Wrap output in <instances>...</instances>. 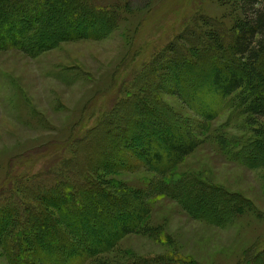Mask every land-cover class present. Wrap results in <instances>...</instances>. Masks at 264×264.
I'll list each match as a JSON object with an SVG mask.
<instances>
[{"label":"rangeland","instance_id":"374dc122","mask_svg":"<svg viewBox=\"0 0 264 264\" xmlns=\"http://www.w3.org/2000/svg\"><path fill=\"white\" fill-rule=\"evenodd\" d=\"M121 2L105 38L62 42L34 56L0 51V190L24 193L23 177L64 161L92 173L112 143H127L129 132L155 140L167 124L191 139V152L165 173L137 159L136 168L102 170L105 189L139 203L146 214L136 231L81 264L165 256L192 264H256L248 255L264 252V116L252 114L249 103L264 85L247 68L243 90L220 101L203 85L192 101L180 89L196 86L166 72L175 63L167 47L185 45V29L200 36L214 26L230 39L239 1ZM258 70H264V57ZM202 99L212 118L201 114ZM137 118L150 120L140 128ZM125 154V160L133 156ZM168 175L175 181L165 186ZM0 264H7L1 248Z\"/></svg>","mask_w":264,"mask_h":264},{"label":"trees","instance_id":"16d2710c","mask_svg":"<svg viewBox=\"0 0 264 264\" xmlns=\"http://www.w3.org/2000/svg\"><path fill=\"white\" fill-rule=\"evenodd\" d=\"M121 1L0 0V51L15 49L34 56L62 42L105 38L120 17ZM238 1L240 17L231 29L230 39L219 34L214 26L200 36L188 28L184 30L185 45L176 41L167 47L168 57L175 59V63L166 66V72L178 83L184 79L185 85L196 86V89H180L192 101L204 93L203 85L208 87L209 95L220 101L243 90L247 68L264 85V70H258L264 57V0ZM181 63L184 68H178ZM202 100L201 114L212 118L213 110ZM249 110L264 116L263 92L253 97ZM148 120L137 118L135 122L143 128ZM157 120L160 122L159 117ZM165 125L156 141L152 136L143 138L140 132L134 135L129 132L126 136L124 129V136L129 137L127 143L122 141L123 147L122 142L112 143L108 154L96 161L101 171L95 169L90 173L82 164L68 166V161H64L55 170L23 177L20 182L24 184V193L0 190V248L7 264H81L108 251L122 236L136 231L146 210L139 203L124 201L105 189L101 172L136 168L137 160L162 173L170 171L175 160L191 152L193 142ZM125 149L133 153L127 160L123 158ZM174 181L168 175L165 186ZM170 194L176 196L174 189ZM129 206L132 209L126 208ZM248 256L249 263L261 264L262 259L264 264V252ZM174 263L192 264L168 256L134 264Z\"/></svg>","mask_w":264,"mask_h":264}]
</instances>
